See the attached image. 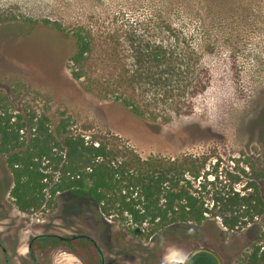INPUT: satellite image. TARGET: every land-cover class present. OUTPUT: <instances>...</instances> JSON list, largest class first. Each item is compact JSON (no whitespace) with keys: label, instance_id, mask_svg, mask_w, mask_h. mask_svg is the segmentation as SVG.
I'll return each mask as SVG.
<instances>
[{"label":"rangeland","instance_id":"rangeland-1","mask_svg":"<svg viewBox=\"0 0 264 264\" xmlns=\"http://www.w3.org/2000/svg\"><path fill=\"white\" fill-rule=\"evenodd\" d=\"M199 7L195 0H0V94L8 95L11 109L21 114L46 113L55 122L69 118L71 132L128 146L144 159L193 155L206 160V170L218 162L220 169L235 171L236 160L246 168L249 158L264 165V2L239 4L234 14ZM44 20L89 35L91 52L81 79L72 74L74 42L44 26ZM131 34L151 44H174L191 62L176 64L165 86H157L161 69L154 64L138 69ZM125 68L142 73L129 94L143 115L115 100V94L94 92L96 76L111 82ZM3 175L7 169L0 160V185ZM94 206L62 193L50 207L25 214L6 190L0 239L13 264H32L28 243L41 233L88 234L102 249L104 264H182L198 246L216 250L224 264H243L262 229L261 219L240 231L206 222L180 231L187 233L185 239L164 233L148 239L113 217L104 216V227L96 228L84 213ZM40 261L83 264L64 250Z\"/></svg>","mask_w":264,"mask_h":264},{"label":"trees","instance_id":"trees-1","mask_svg":"<svg viewBox=\"0 0 264 264\" xmlns=\"http://www.w3.org/2000/svg\"><path fill=\"white\" fill-rule=\"evenodd\" d=\"M181 1L187 4L190 0ZM195 2L201 6L199 10L203 8L208 13L234 14L239 4H259L264 0ZM27 22L36 23L31 19ZM43 24L74 42L72 74L81 79L91 52L89 35L80 28L70 33L56 21L44 20ZM167 29L173 30L171 25H166ZM129 38L132 57L140 71L144 64L161 69L157 86H165L176 64L191 62L188 54L165 40L151 44L135 34ZM141 75L125 68L111 82L96 76L94 92L115 94V100L143 115L141 105L129 94L131 88L137 90ZM86 88L91 90L90 86ZM69 126V118L55 122L46 113L21 114L11 109L8 95L0 94V160L7 169L0 185V201L7 190L20 212L34 214L50 207L60 194L68 193L94 202V210L84 213L89 214L96 228L104 227V216L113 217L126 223L132 234L148 239L159 233L167 238L181 234L185 239L187 233L180 231L206 222L227 231H240L261 219V233L243 264H264V165L249 158L244 160L246 168L239 167L236 160L235 171L220 169L218 162L206 170V160L193 155L144 159L128 146L87 139L71 132ZM33 250L38 254L64 250L79 257L83 264H100L98 251L85 238L63 241L40 237L34 241ZM189 264L218 263L212 255L200 253Z\"/></svg>","mask_w":264,"mask_h":264},{"label":"water","instance_id":"water-1","mask_svg":"<svg viewBox=\"0 0 264 264\" xmlns=\"http://www.w3.org/2000/svg\"><path fill=\"white\" fill-rule=\"evenodd\" d=\"M40 237H53V238H56V239H59V240H63V241L69 240V239H77V238L88 239V240H90L93 243V245L95 246L96 250L99 253L100 264H104V254H103L102 249L98 245L97 241L92 236H90L88 234H84V233H74V234H71V235H60V234H56V233H41V234H37V235L33 236L32 239L29 242L28 250L30 252V255L34 258L35 264H39V262H38V260L36 258V255L33 252L32 245H33V242L37 238H40ZM200 253H208V254L212 255L215 258V260L217 261L218 264H224V260H223L222 256L216 250H214L213 248L208 247V246H198V247L193 248L190 252L187 253V255L185 256V258H184V260L182 262V264H189L191 262V260L196 255H198Z\"/></svg>","mask_w":264,"mask_h":264},{"label":"flooded vegetation","instance_id":"flooded-vegetation-1","mask_svg":"<svg viewBox=\"0 0 264 264\" xmlns=\"http://www.w3.org/2000/svg\"><path fill=\"white\" fill-rule=\"evenodd\" d=\"M34 236H35V235H34ZM32 237H33V236H32ZM32 237H31V239H32ZM31 239H30V240H31ZM94 239H95V238H94ZM30 240H29V242H30ZM95 240H96V239H95ZM33 243H34V242H33ZM28 245H29V243H28ZM32 248H33V245H32ZM0 250H1L2 255H3V257H4V264H13L12 259L10 258L9 250H8L7 247H5V246L2 244L1 239H0ZM53 251H56V250H53ZM53 251L45 252V253H39V254H38V253L34 252V250H33V252H34V254L36 255V258H37L39 264H42L41 261H40V258H41V257H43V256H47L49 253H51V252H53ZM69 253H70V252H69ZM72 254H73V253H72ZM28 255H29L30 259H31L32 264H35V262H34V258L30 255L29 250H28ZM73 255H74V254H73ZM75 256H76V255H75Z\"/></svg>","mask_w":264,"mask_h":264}]
</instances>
